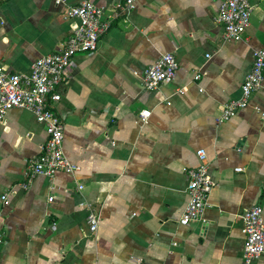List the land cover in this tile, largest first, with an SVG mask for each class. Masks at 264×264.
Segmentation results:
<instances>
[{"label":"crops","instance_id":"crops-1","mask_svg":"<svg viewBox=\"0 0 264 264\" xmlns=\"http://www.w3.org/2000/svg\"><path fill=\"white\" fill-rule=\"evenodd\" d=\"M82 1L0 4V64L27 71L61 51L74 25L67 6ZM91 1L110 15L121 0ZM222 1L138 0L95 52L76 54L52 103L74 170L36 176L24 189L46 128L26 108L0 120V264H246L241 215L264 208V81L235 117L217 118L264 48V0H248L239 41L223 38ZM167 52L179 62L176 79L146 90L145 69ZM141 110L151 111L146 121ZM201 148L216 186L203 218L185 226L186 170ZM91 210L101 215L96 233Z\"/></svg>","mask_w":264,"mask_h":264},{"label":"built area","instance_id":"built-area-1","mask_svg":"<svg viewBox=\"0 0 264 264\" xmlns=\"http://www.w3.org/2000/svg\"><path fill=\"white\" fill-rule=\"evenodd\" d=\"M64 4L65 0H54ZM138 0H121L113 6L112 13L106 14V6H101L91 0H84L78 5H68L66 18L74 25L65 47L56 53H49L37 58L27 71L10 70L0 64V120L13 108L30 109L36 120L43 123L48 138L41 148V153L30 160L27 168V181L22 184L28 189L32 179L45 176L53 179L61 170L72 171L76 168L67 158L64 151L65 124L52 107L53 102L62 98L59 87L65 80V74L78 53L95 52L101 39L110 30L113 22L123 14L130 12ZM253 5L248 0H223L217 22L223 25V38L226 41H239L250 25ZM179 62L176 56L167 52L144 71V87L146 90H157L163 83L176 79ZM201 75L196 74L195 79ZM264 81V48L254 53V61L246 75L241 95L228 101L218 116V122H224L235 117L245 109L253 94ZM151 115L149 110H141L140 117L146 121ZM200 163L187 168L189 177L187 192L189 201L180 217V224L190 225L193 221L203 218L209 197L216 186L207 162V152L201 148L197 151ZM242 168H237L241 171ZM82 188V186H80ZM5 204L9 202V193L2 195ZM53 200V197H50ZM245 244L243 259L246 264L259 260L264 255V208L255 204L244 210L241 215ZM89 229L96 233L100 227L101 215L96 210L88 213ZM3 234H0L2 242Z\"/></svg>","mask_w":264,"mask_h":264},{"label":"trees","instance_id":"trees-1","mask_svg":"<svg viewBox=\"0 0 264 264\" xmlns=\"http://www.w3.org/2000/svg\"><path fill=\"white\" fill-rule=\"evenodd\" d=\"M7 1H9V0H0V4H4Z\"/></svg>","mask_w":264,"mask_h":264}]
</instances>
